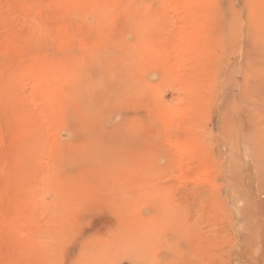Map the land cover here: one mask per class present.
<instances>
[{"label": "rangeland", "instance_id": "1", "mask_svg": "<svg viewBox=\"0 0 264 264\" xmlns=\"http://www.w3.org/2000/svg\"><path fill=\"white\" fill-rule=\"evenodd\" d=\"M0 264H264V0H0Z\"/></svg>", "mask_w": 264, "mask_h": 264}]
</instances>
